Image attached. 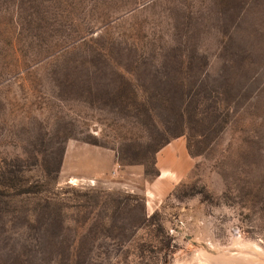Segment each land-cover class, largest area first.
Instances as JSON below:
<instances>
[{
    "label": "rangeland",
    "instance_id": "obj_1",
    "mask_svg": "<svg viewBox=\"0 0 264 264\" xmlns=\"http://www.w3.org/2000/svg\"><path fill=\"white\" fill-rule=\"evenodd\" d=\"M0 264H264V0H0Z\"/></svg>",
    "mask_w": 264,
    "mask_h": 264
},
{
    "label": "crops",
    "instance_id": "obj_2",
    "mask_svg": "<svg viewBox=\"0 0 264 264\" xmlns=\"http://www.w3.org/2000/svg\"><path fill=\"white\" fill-rule=\"evenodd\" d=\"M183 153V152H182ZM181 153V154H182ZM164 157L167 159H171L176 164V155L174 152L166 151L164 153ZM163 157V158H164ZM166 159L161 161V176L160 178L163 180H158L153 186L150 187V189L146 192L147 197V210H155L158 206V203L164 200L171 190L173 189L174 183L172 182V178H164V174L167 172H170L171 174H174L176 170H179L177 166H173L172 168H169V163H166ZM176 174V173H175Z\"/></svg>",
    "mask_w": 264,
    "mask_h": 264
},
{
    "label": "trees",
    "instance_id": "obj_3",
    "mask_svg": "<svg viewBox=\"0 0 264 264\" xmlns=\"http://www.w3.org/2000/svg\"><path fill=\"white\" fill-rule=\"evenodd\" d=\"M154 216L151 218V221L153 220Z\"/></svg>",
    "mask_w": 264,
    "mask_h": 264
}]
</instances>
